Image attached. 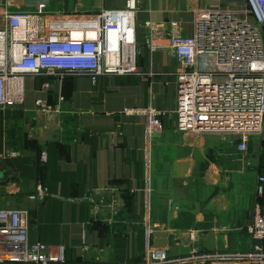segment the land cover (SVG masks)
I'll return each mask as SVG.
<instances>
[{
  "label": "crops",
  "instance_id": "crops-1",
  "mask_svg": "<svg viewBox=\"0 0 264 264\" xmlns=\"http://www.w3.org/2000/svg\"><path fill=\"white\" fill-rule=\"evenodd\" d=\"M124 1L0 0V27L6 11L24 10L39 15L42 25L82 28L95 12ZM217 7L252 21L244 0H137L136 73L100 76L95 85L86 74L23 76V102L0 108V207L28 210L30 241L64 244L67 264L135 263L149 249L171 257L193 249H250L254 240L246 228L254 204L264 205L258 180L264 176V122L244 152L237 149V134L180 130L178 60L169 49L146 45V22L163 33L192 36L195 14ZM259 34L264 49V24ZM60 95L54 138L50 114L34 100L53 102ZM148 107L161 112L162 129L151 136L142 112ZM9 126L16 137L7 135ZM6 147L29 158L5 156ZM38 147L46 152L43 165ZM37 184L46 188L44 197L30 199Z\"/></svg>",
  "mask_w": 264,
  "mask_h": 264
},
{
  "label": "built area",
  "instance_id": "built-area-1",
  "mask_svg": "<svg viewBox=\"0 0 264 264\" xmlns=\"http://www.w3.org/2000/svg\"><path fill=\"white\" fill-rule=\"evenodd\" d=\"M252 21L238 20L221 7L195 14L194 34L162 32L146 22L150 50L169 49L178 60L176 116L180 130H221L238 135L237 149L246 151L249 136L264 122V49L259 27L264 24V0H244ZM137 0L124 6L101 9L82 28L64 24L42 25L39 15L24 10L6 11L0 27V108L23 102V76L86 74L95 85L100 76L137 72L135 35ZM44 81L41 87L46 88ZM63 96L56 101L36 98L42 113L61 112ZM146 133L162 129L161 112L142 109ZM120 135L121 132L119 131ZM8 157L20 152L4 148ZM45 159L44 152L41 154ZM264 182V176L258 177ZM30 199H43L45 189L35 187ZM262 185L257 193H262ZM26 208L0 207V264H67L64 244L30 241ZM254 240L249 250L227 252L193 249L171 257L164 250L149 249L135 263L124 264H214L222 260H245L264 264V205L256 202L246 228Z\"/></svg>",
  "mask_w": 264,
  "mask_h": 264
},
{
  "label": "rangeland",
  "instance_id": "rangeland-1",
  "mask_svg": "<svg viewBox=\"0 0 264 264\" xmlns=\"http://www.w3.org/2000/svg\"><path fill=\"white\" fill-rule=\"evenodd\" d=\"M15 106V105H13ZM46 122L50 125V129H49V133L50 136H54V138H56L57 134L59 133V129L61 126L60 122V118L58 116L55 115H46ZM45 158H46V152H45Z\"/></svg>",
  "mask_w": 264,
  "mask_h": 264
},
{
  "label": "trees",
  "instance_id": "trees-1",
  "mask_svg": "<svg viewBox=\"0 0 264 264\" xmlns=\"http://www.w3.org/2000/svg\"><path fill=\"white\" fill-rule=\"evenodd\" d=\"M12 107H14V106H9V107H6L5 108V110H8L9 108H12ZM16 127H18V125H13V127L12 128H16ZM11 128V126H9L8 128H7V135L9 136H13V135H15V137L17 136V132L16 133H12V129ZM19 136V135H18ZM22 138H24V136H23V134H22V136H21ZM42 151V149H41V147H40V149H39V147H38V154H39V156H40V158H39V161H40V163H41V165H43V162L45 161V160H43L42 159V156H41V152ZM35 156H36V154H35ZM19 159H22V161H24L23 160V158L24 159H28L29 158V156L28 155H26V154H24L23 153V155L21 154V152H20V154H19V156H17ZM34 157V154L32 155V158ZM39 180H41L40 179V177H39ZM125 196V195H124ZM125 199H126V202H128V199H127V196H125ZM103 224V223H102ZM103 226H106V224L104 223V225ZM102 225H99V227L101 228V227H103Z\"/></svg>",
  "mask_w": 264,
  "mask_h": 264
}]
</instances>
